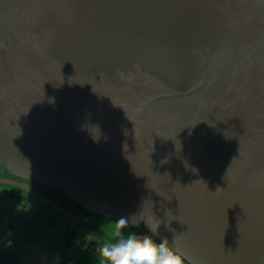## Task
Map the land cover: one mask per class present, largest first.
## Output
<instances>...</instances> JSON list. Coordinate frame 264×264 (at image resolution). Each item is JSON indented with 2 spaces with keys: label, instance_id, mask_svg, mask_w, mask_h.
Returning <instances> with one entry per match:
<instances>
[{
  "label": "water",
  "instance_id": "1",
  "mask_svg": "<svg viewBox=\"0 0 264 264\" xmlns=\"http://www.w3.org/2000/svg\"><path fill=\"white\" fill-rule=\"evenodd\" d=\"M4 170L264 264V0H0Z\"/></svg>",
  "mask_w": 264,
  "mask_h": 264
},
{
  "label": "crops",
  "instance_id": "2",
  "mask_svg": "<svg viewBox=\"0 0 264 264\" xmlns=\"http://www.w3.org/2000/svg\"><path fill=\"white\" fill-rule=\"evenodd\" d=\"M22 186L27 193L49 204L56 213L66 215L71 212L74 218L60 219L53 215L47 223L50 214L48 211L45 212V217H16L10 212L15 211L14 202L0 201V264H95L96 249H90L94 243L98 246L97 240L93 237L83 238L70 224H85L86 220H89L98 229L103 230L108 221L82 214L71 198L56 189V192H51L49 189L35 188L23 183ZM45 223L52 225L56 231L47 230L37 236L39 225ZM129 230L136 231L132 228L125 231ZM79 236L82 239H79ZM96 236L99 240L100 235Z\"/></svg>",
  "mask_w": 264,
  "mask_h": 264
},
{
  "label": "clouds",
  "instance_id": "3",
  "mask_svg": "<svg viewBox=\"0 0 264 264\" xmlns=\"http://www.w3.org/2000/svg\"><path fill=\"white\" fill-rule=\"evenodd\" d=\"M135 221L129 216L109 220L101 232L95 251V264H185L187 253L170 244L168 239L157 240V229L148 225V232L125 231Z\"/></svg>",
  "mask_w": 264,
  "mask_h": 264
},
{
  "label": "rangeland",
  "instance_id": "4",
  "mask_svg": "<svg viewBox=\"0 0 264 264\" xmlns=\"http://www.w3.org/2000/svg\"><path fill=\"white\" fill-rule=\"evenodd\" d=\"M10 179V181L8 180ZM22 183L30 186L34 185V183L28 179L25 181L14 179L7 175L0 174V201H9L14 202V210H11V213H14L16 217H23V216H30V217H45V212L48 211L49 217H47L46 222L49 223L50 217L55 215L57 218L64 219V218H74L71 212H68L66 215L61 214L59 212H55L56 210L53 209L49 204L41 202L36 198L33 194L27 193V191L22 186ZM57 190V189H56ZM52 187L49 188V191L56 192ZM60 193V192H59ZM62 195V194H61ZM64 195V194H63ZM35 205V208H34ZM40 224L38 229L39 232L36 234L41 235L46 233L47 230L49 231H56V229L50 224ZM76 224V223H75ZM65 227V226H64ZM63 227V228H64ZM71 228L75 229V232L83 236V238L90 237L94 238L96 243H98V237L96 235H100L103 230L98 229L94 224L86 220V223L81 224H70ZM20 228V227H19ZM132 229H136V231L140 232L139 228L131 227ZM126 230V229H125ZM35 232V231H34ZM63 232V231H62ZM79 236V239L82 237Z\"/></svg>",
  "mask_w": 264,
  "mask_h": 264
},
{
  "label": "trees",
  "instance_id": "5",
  "mask_svg": "<svg viewBox=\"0 0 264 264\" xmlns=\"http://www.w3.org/2000/svg\"><path fill=\"white\" fill-rule=\"evenodd\" d=\"M0 174H5V175H7V176H9V177H12V178H16V179H18V180H22V181H25V179L24 178H21V177H18V176H15V175H12V174H10V173H8L7 171H0ZM33 183H34V185H32L33 187H35V188H45V189H49V188H51L50 186H46V185H43V184H40V183H37V182H34V181H32ZM53 189H57V188H54V187H52ZM58 190V192H61V193H63L66 197H68L69 199H70V197H69V195H67L65 192H63V191H60L59 189H57ZM75 203V202H74ZM76 204V203H75ZM76 205H78V204H76ZM83 211H85L84 210V208H82L80 205H78ZM86 212V211H85ZM90 214V213H89ZM93 215V214H92ZM140 229L142 228V229H144V231L145 232H148L147 230H146V228L144 227V225H139L138 226ZM98 244V243H97ZM96 247V245H95V243L93 244V245H91V249H90V251H94L95 249H97V248H95Z\"/></svg>",
  "mask_w": 264,
  "mask_h": 264
},
{
  "label": "flooded vegetation",
  "instance_id": "6",
  "mask_svg": "<svg viewBox=\"0 0 264 264\" xmlns=\"http://www.w3.org/2000/svg\"><path fill=\"white\" fill-rule=\"evenodd\" d=\"M186 262V264H189L187 261H185Z\"/></svg>",
  "mask_w": 264,
  "mask_h": 264
},
{
  "label": "built area",
  "instance_id": "7",
  "mask_svg": "<svg viewBox=\"0 0 264 264\" xmlns=\"http://www.w3.org/2000/svg\"><path fill=\"white\" fill-rule=\"evenodd\" d=\"M98 246L96 245V247L95 248H97Z\"/></svg>",
  "mask_w": 264,
  "mask_h": 264
}]
</instances>
